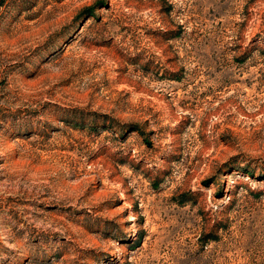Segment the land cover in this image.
<instances>
[{
	"label": "rangeland",
	"instance_id": "rangeland-1",
	"mask_svg": "<svg viewBox=\"0 0 264 264\" xmlns=\"http://www.w3.org/2000/svg\"><path fill=\"white\" fill-rule=\"evenodd\" d=\"M0 264H264V0H0Z\"/></svg>",
	"mask_w": 264,
	"mask_h": 264
}]
</instances>
